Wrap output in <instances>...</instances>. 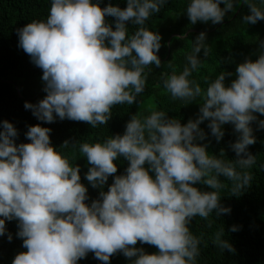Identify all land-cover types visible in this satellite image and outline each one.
Returning <instances> with one entry per match:
<instances>
[{
    "label": "clouds",
    "instance_id": "9594fccd",
    "mask_svg": "<svg viewBox=\"0 0 264 264\" xmlns=\"http://www.w3.org/2000/svg\"><path fill=\"white\" fill-rule=\"evenodd\" d=\"M168 2L127 0L121 9L101 8L99 0H51L46 20L17 29L18 46L42 70L46 93L37 104L25 102V109L49 124L58 117L92 128L107 125L116 105H132L144 92L145 69L161 67L157 53L162 37L145 23ZM236 3L190 0L186 15L192 25L209 21L216 25ZM243 3L250 12L242 18L245 24L264 20V10L250 0ZM107 17L115 18V30ZM128 22L137 26L131 34ZM205 41L206 33L201 32L180 74L173 70L162 75L173 100L189 104L202 99L197 119L182 125L163 111H152L143 119L137 113L123 135L109 136L102 143H78L80 155L91 165L85 178L92 188L103 189L114 177L90 205L85 203L88 189L81 183L79 165L51 146L50 128L30 126L26 138L31 142L17 145V129L8 121L0 122V236L6 233L5 221L18 220L17 236L27 249L12 264H77L88 253L104 264L117 253L135 257L133 264H196L203 238L189 226L197 216L208 220L213 213L217 218L231 213L221 203L219 190L225 185L219 177L232 182L231 196L251 187V172L236 168L250 169L256 163L248 151L256 143L250 124L257 119L253 113L264 115V52L255 62L247 59L239 64L230 86L225 79L232 73L221 71L202 89L189 77L201 66L197 57L201 49L205 57L209 55ZM206 120L217 142L224 136L223 125L234 126L239 135L230 147L236 160L222 159L223 150L219 157L210 155L207 144L196 143L206 139L199 127ZM259 126L264 128V121ZM69 146L65 141L61 148ZM119 157L129 162L124 175H114ZM197 184L215 191H201ZM230 231H238L237 226ZM223 237L222 229L212 244L234 253ZM8 239L12 240L11 234ZM138 242L158 251L147 254L136 247Z\"/></svg>",
    "mask_w": 264,
    "mask_h": 264
},
{
    "label": "trees",
    "instance_id": "16d2710c",
    "mask_svg": "<svg viewBox=\"0 0 264 264\" xmlns=\"http://www.w3.org/2000/svg\"><path fill=\"white\" fill-rule=\"evenodd\" d=\"M96 2L97 0H93V3ZM250 2L264 10V3H261V0H250ZM99 3L101 8L112 5L124 9L127 6V0H99ZM189 3L190 0H169L159 13L153 14L146 21L145 27L162 37V46L157 53L162 62L161 67L156 68L152 65L145 69L147 73L145 90L137 97L134 104L116 105L112 109V117L107 125L92 128L85 122L67 119L61 121L58 117L53 123H45L38 120L31 110L25 109V102L37 104L46 96V93L43 90L45 84L42 81V70L35 66L30 56L18 46L17 29L34 20H46L51 0H0V122L8 121L17 129L18 136L15 138L17 145L31 142L26 138L30 126L39 124L41 127L50 128L52 130L49 134L51 146L67 156L71 164L80 167L81 183L88 189L89 196L85 203L90 205L93 200L99 199L100 191L106 192L113 183L114 177H109L103 189L92 188L85 178L91 165L87 163L85 157L80 155L78 143H102L109 136L123 135L127 122L137 113L138 117L143 119L152 111H163L168 118L180 120L182 125L190 119L198 118L202 99L197 98L189 104L181 100H173L171 94L163 87L162 75H171L173 70L176 74L183 71L187 65L186 57L192 54L193 43L201 32L206 33L205 43L209 48V55L205 57L204 50L201 49L197 54L202 62L201 66L189 79L199 83L202 89H206L207 82L215 80L221 71L232 73L225 79V85L230 86L231 82L237 78L238 65L247 59L255 62L261 52H264V48H261V44L264 43V20L254 25L245 24L242 18L250 12L243 0H237L234 11L226 13L222 23L216 25L210 21L192 25L186 15ZM220 6L224 7L223 4ZM106 19L115 30V18L107 17ZM126 26L129 34L133 33L137 27L130 22ZM156 26L158 31L155 29ZM139 105H143L141 110L137 109ZM253 115L257 119L250 124V127L253 129L256 143L250 145L248 151L256 156V163L250 169L242 170L239 166L236 168L238 172H251L253 176L251 187L245 189L238 197L231 196L232 182L223 176L219 177L225 185L219 190L221 203L230 208L231 213L218 218L213 213L208 220L198 216L192 220L190 230L194 235L203 238L196 264H264V128L259 126V122L264 121V115L259 113H253ZM208 123L210 121L206 120L199 126L205 132L206 139L196 143L207 144L206 151L210 155L219 157L223 150L225 156L221 157L222 159L236 160V154L230 147L239 135L234 131V126L223 125L224 136L217 142L207 126ZM65 141L69 142V148H61ZM73 144H77V147H71ZM114 163L118 167V172L114 175H124L129 162L119 157ZM145 167L148 166L145 165ZM150 175L154 178L153 173ZM194 186L201 191H215L206 185ZM18 223V220L5 221L6 233L0 236V264H12L17 254L27 251L22 246L23 240L17 236ZM200 225L207 227L205 234L200 232ZM233 226H237L238 231H230ZM222 229L223 239L233 246L234 253L227 250L222 252L212 244L214 234ZM9 234L12 236L11 241L8 239ZM136 247L143 248L147 254L158 251L154 246L139 242ZM134 259L135 257L129 259L122 253H117L110 258V264H133ZM77 264H104V262L96 259L94 253H88L86 258L79 260Z\"/></svg>",
    "mask_w": 264,
    "mask_h": 264
},
{
    "label": "rangeland",
    "instance_id": "374dc122",
    "mask_svg": "<svg viewBox=\"0 0 264 264\" xmlns=\"http://www.w3.org/2000/svg\"><path fill=\"white\" fill-rule=\"evenodd\" d=\"M159 23V22H158ZM161 24V23H160ZM158 25V24H157ZM157 31H158V26H156V28H155ZM143 108V105H139L138 107H137V109H139V110H141ZM199 230H200V232L202 233V234H205L206 233V231H207V227L206 226H204V225H200L199 226Z\"/></svg>",
    "mask_w": 264,
    "mask_h": 264
}]
</instances>
